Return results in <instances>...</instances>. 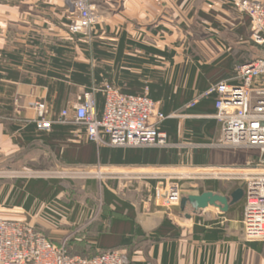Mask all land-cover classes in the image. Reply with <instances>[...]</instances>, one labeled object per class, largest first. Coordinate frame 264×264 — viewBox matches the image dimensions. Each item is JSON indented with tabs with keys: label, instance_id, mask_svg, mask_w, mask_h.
<instances>
[{
	"label": "crops",
	"instance_id": "crops-1",
	"mask_svg": "<svg viewBox=\"0 0 264 264\" xmlns=\"http://www.w3.org/2000/svg\"><path fill=\"white\" fill-rule=\"evenodd\" d=\"M98 4L102 5V22L96 33H101L93 43L99 44L101 58L95 56L93 45L81 53L72 48L66 57L72 65L89 67L92 84L93 73L100 70V85L137 96L148 88L151 99L167 116L161 130L170 144L154 149L171 153L176 164H103L99 161L103 147L88 142L74 125L62 126L64 138L55 130L41 133L31 129L37 119L36 102H43L48 117L54 118L63 110H72L88 87L48 76L55 70L50 66L56 56L53 51L36 53L38 73L28 70L29 57L23 54L19 70L30 83L4 81L5 90L11 89L13 94L8 98L0 92V100H11L12 108L10 115H0V174L7 173L0 176V220L31 222L54 242L67 240L74 255L120 250L134 264H264V242H248L244 237L241 205L228 212L219 206L200 211L189 205L185 210L180 205L162 208L153 196L140 194L142 185L154 192L159 180L173 169L225 171V177L236 170V151L220 143L222 125L213 117L215 97L205 94L215 84L232 82L235 77L238 39H246V29H239L243 15L223 0H98ZM7 9L0 3V11ZM141 46L166 55L146 54ZM6 49L7 41L1 39L0 51ZM40 62L46 66L41 67ZM30 63L33 68L34 62ZM103 104L100 98L101 110ZM64 152L69 154L68 161L63 160ZM82 166L114 170L131 181L118 183L117 188L118 192L127 189L129 194L116 193L117 182L104 183L113 195L91 197L84 216L80 214L82 205L63 201L60 180L56 195L52 183L56 179L17 176L32 170ZM139 177L146 182L137 181ZM206 181L201 191L182 198L208 191L226 195L218 183Z\"/></svg>",
	"mask_w": 264,
	"mask_h": 264
},
{
	"label": "built area",
	"instance_id": "built-area-1",
	"mask_svg": "<svg viewBox=\"0 0 264 264\" xmlns=\"http://www.w3.org/2000/svg\"><path fill=\"white\" fill-rule=\"evenodd\" d=\"M250 20L251 36L255 44L264 48V0H223ZM96 0H73L76 16L70 20L69 33L83 34L95 30L102 22L96 11ZM101 93L105 103L97 117L95 95ZM215 95L216 113L221 125L222 146L232 151H256V168L241 175L246 182L244 190L243 234L248 242H264V53L253 62L236 68L232 82L215 84L206 94ZM35 124L42 133L52 132L55 126L74 125L88 142L108 148H168L167 135L161 124L167 117L149 96L146 88L142 95L122 93L114 86L104 84L80 96L72 110H63L57 117H48L43 102H36ZM87 168L94 173L93 169ZM86 169V170H87ZM75 173L77 168L65 169ZM92 170V171H91ZM113 177L112 169H105ZM190 174L213 175L215 179L226 172L197 170ZM250 171V172H249ZM258 171V172H255ZM260 171V172H259ZM172 174L160 181L155 190V202L164 208L179 206L182 190L178 182H171ZM163 180V179H162ZM161 201V204H159ZM48 222L57 226L53 218ZM0 264H134L127 253L120 250L101 252L94 257L72 255L68 242L59 244L41 233L28 221L0 220ZM148 264V263H144Z\"/></svg>",
	"mask_w": 264,
	"mask_h": 264
},
{
	"label": "rangeland",
	"instance_id": "rangeland-1",
	"mask_svg": "<svg viewBox=\"0 0 264 264\" xmlns=\"http://www.w3.org/2000/svg\"><path fill=\"white\" fill-rule=\"evenodd\" d=\"M72 2L73 0H0V3L7 5L8 8L7 11H0V40L5 39L7 41L6 50L8 52H15L18 49L24 48L25 50L39 53L44 50L51 51V47H58L61 45L67 46L68 44V50L73 48L72 50L75 49L79 53L87 49L91 50V47L94 44L93 41L98 40L95 38L96 36H99L101 32L98 31L96 33L97 29L87 30L83 34H78L77 36L69 33L68 27L70 20L76 16L72 10ZM27 3H30L31 5H28ZM55 3L59 4L60 7L53 6ZM98 5V0H96V11L98 15L101 16L102 5ZM60 10L62 12H60ZM240 18L241 16H239V19ZM242 18V25H239V29H241V31L246 29L244 31L246 39H242V41L240 38L238 39L236 52L241 62L249 63L262 57L264 48L258 46L253 41L249 28V18L244 15ZM195 27H198L196 23ZM242 42H246L247 45H244ZM27 61H29V58H27ZM27 75L28 74H25V76ZM234 158V165L236 167L235 173L245 174L248 172L247 170L256 168L255 166L258 162V153L256 151H236ZM96 167V169H93L94 173L92 174L87 173L90 172V170L87 168L92 169V167L82 166L77 167V171L75 173H69L65 170V168L56 171L48 170L46 168L44 170L23 172L21 174H17V176H22L25 178L36 177L45 180H60L62 182V186L65 188V192H63V201H66L68 204L72 203L78 206L82 205L83 209L81 210L80 214L85 216V208L89 205L88 202L93 200L91 197L96 198L97 196L103 195L104 183L117 182L114 183V187L116 189L115 192L119 194H129L127 189L123 191L121 188L120 192H118L117 188L118 183L124 184L131 181H127L125 178L119 175H114L111 177V175L100 174V171L101 173H105L107 172L105 169L110 168L104 166ZM186 169L179 168L169 171L173 173L171 176L172 179L170 181L179 183V186L182 190V195L201 191L203 184L207 182L206 180L218 183L220 191L225 193V196L228 197H230V195L236 190H245L246 188V182L242 179L241 175L227 177L220 176L218 178L227 179L219 181V179H215V176L213 175H206L203 172L202 174H190L192 172L198 171ZM0 176L5 177L7 176V173L3 172L0 174ZM139 178L140 179H137V181L141 182L142 184L146 182V179H143V177ZM159 181L166 182L164 179ZM90 182L94 183L89 185ZM140 194L143 197L153 196V200L155 198V191H149L143 185ZM245 202L246 200L244 197L239 203H237L241 205L243 213ZM159 204H161V201H159ZM70 253L74 255L72 252Z\"/></svg>",
	"mask_w": 264,
	"mask_h": 264
},
{
	"label": "trees",
	"instance_id": "trees-1",
	"mask_svg": "<svg viewBox=\"0 0 264 264\" xmlns=\"http://www.w3.org/2000/svg\"><path fill=\"white\" fill-rule=\"evenodd\" d=\"M77 36V35H74ZM69 44L67 46L61 45L58 47H51V51L56 53V56L50 60V66L55 69L54 72H50L48 74L49 77L57 78L61 80L68 79L76 84H82L87 85L88 91H93L95 88H100L102 85V78H101V71H95L93 74L94 83L92 84V73L89 69V67L85 64H74L72 65L68 58L66 57V53H68L70 50H68ZM99 46L98 43L93 44V50L95 52V56L100 59L102 52L97 47ZM141 49H143L146 54L152 53L153 55L157 56H163L165 57L166 52H161L152 48H147L145 46H141ZM23 54H25L27 57H29V61L27 63L28 70H33V72L39 71L38 68H36L37 61L35 60L37 55L35 52L18 49L15 52H8L7 50H1L0 51V92L6 93L8 98L11 97L13 94V91L11 89L5 90L4 81L13 82V83H30L29 78H25L19 68L23 65ZM34 62V67L32 68L31 65ZM244 64L240 60L238 61V65ZM41 67L46 66V62H40ZM71 68H74L71 72ZM104 85V84H103ZM146 89V88H145ZM148 89V88H147ZM149 91V90H148ZM123 93V92H122ZM151 94L149 93V96ZM215 97V95H212ZM151 97V96H150ZM102 98L103 103H105L103 95L99 92L95 95V103H96V110H97V117L100 118L103 112L104 104L102 107V110L100 109L98 105V100ZM0 104H2V107L0 106V115L8 116L12 112L11 108V100H0ZM165 115V114H164ZM166 116V115H165ZM167 117V116H166ZM31 129H37L36 124H31L29 126ZM60 126H55L53 130L61 132L60 136L64 138L63 135V128L62 126L60 128H57ZM57 128V129H56ZM52 130V131H53ZM39 131V130H38ZM40 132V131H39ZM42 133V132H41ZM51 133V132H50ZM109 154H111V159L109 160ZM125 156V157H124ZM69 154L68 152H64L63 154V160H69L68 159ZM124 157V159H123ZM99 161L103 164L111 163L116 165H125V164H138V163H144V164H176V161L172 159L171 153H166V151L157 150L154 148H145V149H117V150H111L108 147H103V149L100 151L99 154ZM48 183V182H47ZM53 184L56 185V191L55 194L57 195L59 192L58 188V181H52ZM215 189L217 186L213 184ZM62 193L65 192V188L62 186L61 188ZM103 195L105 196H111L113 195L111 192H109L106 188H104ZM110 250H100L96 255H98L101 252H106ZM70 252V251H69ZM96 255L87 256V257H94Z\"/></svg>",
	"mask_w": 264,
	"mask_h": 264
},
{
	"label": "water",
	"instance_id": "water-1",
	"mask_svg": "<svg viewBox=\"0 0 264 264\" xmlns=\"http://www.w3.org/2000/svg\"><path fill=\"white\" fill-rule=\"evenodd\" d=\"M243 198V189L236 190L230 197L208 191L201 195H189L182 198L180 206L182 210H185L189 205L194 211L206 210L211 206H219L223 212H228L232 206L239 203Z\"/></svg>",
	"mask_w": 264,
	"mask_h": 264
},
{
	"label": "bare ground",
	"instance_id": "bare-ground-1",
	"mask_svg": "<svg viewBox=\"0 0 264 264\" xmlns=\"http://www.w3.org/2000/svg\"><path fill=\"white\" fill-rule=\"evenodd\" d=\"M106 171V170H105ZM205 172H209V171H205ZM222 172H225V171H222Z\"/></svg>",
	"mask_w": 264,
	"mask_h": 264
}]
</instances>
